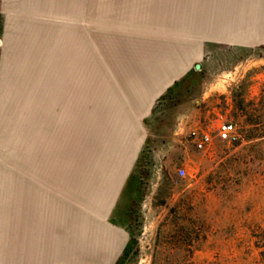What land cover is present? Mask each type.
I'll use <instances>...</instances> for the list:
<instances>
[{
	"label": "rangeland",
	"instance_id": "obj_1",
	"mask_svg": "<svg viewBox=\"0 0 264 264\" xmlns=\"http://www.w3.org/2000/svg\"><path fill=\"white\" fill-rule=\"evenodd\" d=\"M171 2L186 0H0V264H30L17 263L11 247L30 255L41 243L65 250L59 264H91L95 250L108 248L95 230L102 213L125 233L113 264H264L263 31L253 46L209 44L200 70L156 105L144 128L110 126L107 112L45 110L60 72L73 75L74 54L83 89L91 73L102 75L74 47L72 14L96 20L101 57L103 47L163 25ZM201 2L212 23L223 1ZM224 121L236 124L237 143L217 138ZM198 129L212 134L205 151L193 143ZM35 171L59 181V204L45 206L49 230L26 232L23 223L16 233Z\"/></svg>",
	"mask_w": 264,
	"mask_h": 264
},
{
	"label": "crops",
	"instance_id": "obj_2",
	"mask_svg": "<svg viewBox=\"0 0 264 264\" xmlns=\"http://www.w3.org/2000/svg\"><path fill=\"white\" fill-rule=\"evenodd\" d=\"M201 1L203 0H186L184 4L171 2L168 21L165 20L163 25H160L162 22L154 21L155 25L157 23L154 30L142 33V39H124L122 44L115 47H103L102 52L100 51L101 57L98 54L96 34L92 35L91 31L92 27H97L96 20L90 18L87 22L84 19L83 23V12L78 14L76 11L72 14L74 47L85 49L88 56L84 58V62L89 61L93 68L100 69L102 75L91 73L88 77L91 82L83 89L82 81L87 79L76 72L78 58L74 54V59L68 61L74 70L73 75L60 72L56 93L49 98L43 96V101L48 104L45 110L59 113L107 112L110 113V126L144 128L160 97L176 82L190 76L195 66L203 61L209 44L253 46L256 44L258 32H264V0H227L228 6L224 2L226 0H218L223 3L219 2L218 7L212 11L211 14L215 16L212 23L209 3H205L204 7ZM221 7L223 14H229L228 18L225 14L220 18ZM65 21L66 18L63 19V26L66 25ZM89 28L90 38H87L86 32ZM250 30H254L253 38L247 35ZM79 53L83 62L82 53ZM98 80L101 82L98 83ZM143 143L144 139L139 138L138 146ZM35 172L36 183L26 186V217L15 222L16 233L18 229H24L23 223L26 224V232L33 230L41 234L49 230L43 226L47 213L45 206L51 201L55 205L59 204V181L56 178V181L49 180L43 171ZM54 214L56 216L58 211ZM104 217V213L99 215L96 223H99L100 228L96 225L95 230L96 234L100 233V237L107 241L108 248L95 250V258L91 264H113L117 255L125 249V233L104 221ZM33 223H36V227L31 229L30 225ZM58 229L56 224L51 230L56 232ZM41 245L42 243L30 255L27 249L24 253L23 248L17 251L18 249L11 247L10 255L17 256V263L25 261L30 264H59V259L64 260L65 250L54 246L50 251Z\"/></svg>",
	"mask_w": 264,
	"mask_h": 264
},
{
	"label": "built area",
	"instance_id": "obj_3",
	"mask_svg": "<svg viewBox=\"0 0 264 264\" xmlns=\"http://www.w3.org/2000/svg\"><path fill=\"white\" fill-rule=\"evenodd\" d=\"M217 138L228 144H235L239 141L240 136L236 124L233 122H221L216 129ZM193 143L197 150L205 151L212 144V134L210 132L198 129L191 132ZM179 174L184 176V170H179Z\"/></svg>",
	"mask_w": 264,
	"mask_h": 264
},
{
	"label": "trees",
	"instance_id": "obj_4",
	"mask_svg": "<svg viewBox=\"0 0 264 264\" xmlns=\"http://www.w3.org/2000/svg\"><path fill=\"white\" fill-rule=\"evenodd\" d=\"M189 75H190V74H189ZM187 79H188V76L185 77V78H183L182 80L176 82L172 87H170V88L167 90V92H166L164 95H162V96L160 97V99L158 100V103H157V104H160L162 101H164L168 96H170V94H172V92H173V91H174V90H175L180 84L184 83ZM155 107H156V106H155ZM154 109H155V108H154ZM154 109H153V111H154ZM261 256H262V260H263V262H264V251H262Z\"/></svg>",
	"mask_w": 264,
	"mask_h": 264
},
{
	"label": "water",
	"instance_id": "obj_5",
	"mask_svg": "<svg viewBox=\"0 0 264 264\" xmlns=\"http://www.w3.org/2000/svg\"><path fill=\"white\" fill-rule=\"evenodd\" d=\"M200 65L199 64H197L196 66H195V69H196V71H198V70H200Z\"/></svg>",
	"mask_w": 264,
	"mask_h": 264
}]
</instances>
